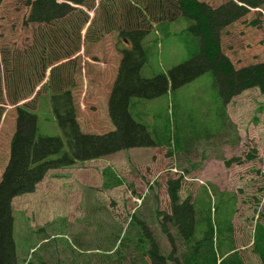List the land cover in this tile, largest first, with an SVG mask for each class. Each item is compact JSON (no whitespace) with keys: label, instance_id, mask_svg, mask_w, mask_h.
Listing matches in <instances>:
<instances>
[{"label":"rangeland","instance_id":"374dc122","mask_svg":"<svg viewBox=\"0 0 264 264\" xmlns=\"http://www.w3.org/2000/svg\"><path fill=\"white\" fill-rule=\"evenodd\" d=\"M198 1L217 7L236 0ZM94 2L95 11L83 10L88 22L81 28L82 16L77 12L52 25H37L28 22L27 0H0V180L16 127L12 99L26 97L18 105L28 104L36 115L37 135L62 137L46 86L50 70L60 64L65 63L56 74L64 82H76L71 93L80 131L101 135L114 130L107 98L121 59L116 50L118 34L91 31L84 39L90 22L95 18L96 25L101 20V0ZM258 3V8L249 9L223 31L222 44L240 50L234 58H241L236 67L264 64V0ZM183 22L159 27L147 22L143 77L166 75L189 59ZM43 34L49 37L46 57ZM69 52L71 57L62 60ZM55 57L60 60L53 63ZM48 64L52 68L44 70ZM8 68L19 83L16 94L8 85ZM213 81L206 73L154 100H133L140 102L130 109L133 118L145 125L159 146L131 148L49 170L32 193L15 197L11 216L16 264H151L140 225L151 233L158 255L167 257L172 251L167 233L174 230L167 220L171 181L179 182L181 201L202 198L205 193L200 190L208 187L224 193L228 205L234 202L227 215L233 247L243 264H261L252 250V238L258 225L264 228V96L258 88L236 95L225 107V125L218 127L215 122L211 127L220 104ZM104 169L119 178V187H102ZM177 248L179 256L183 252L179 241ZM165 263L174 264L168 259Z\"/></svg>","mask_w":264,"mask_h":264},{"label":"trees","instance_id":"16d2710c","mask_svg":"<svg viewBox=\"0 0 264 264\" xmlns=\"http://www.w3.org/2000/svg\"><path fill=\"white\" fill-rule=\"evenodd\" d=\"M27 1L30 8L28 22L37 25H52L77 12L82 16L83 28L88 22V16L83 10L95 11V0ZM258 5V0L227 1L217 7L198 0H101L98 6L101 20L99 24L96 21V25L95 18L90 22L84 39L91 36V31L92 34H108L112 31L118 34L116 50L121 59L107 98L108 116L114 130L101 135L83 134L80 131L71 93L76 83L72 79L71 84L64 82L56 74L65 63L54 68L53 64H48L43 68H52L46 86L50 90V105L61 131V138L37 135L36 115L31 112L28 104L18 105L26 97L11 100L10 104L16 106L17 116L15 132L10 141L9 161L0 180V264H16L11 201L22 194L32 193L47 171L69 167L76 162L94 161L131 148L159 146L151 138L145 125L133 118L130 109L132 105L135 107L140 103L133 100H154L203 74L211 73L220 104L210 123L211 127L215 122L220 127L226 123L225 107L233 97L252 88H258L264 96V64L236 67V62L241 58H234L240 50L222 44L223 31L244 18L249 9L258 8ZM177 20L185 22L183 42L189 59L172 67L166 75H156L149 79L143 77L141 72L147 55L143 41L147 22L159 27ZM41 37L46 57L49 37H45V34ZM73 52L67 53L62 60L70 58ZM59 60L55 57L53 63ZM8 71L11 75L12 70L8 68ZM8 80L10 90L16 94L19 86L17 77L11 75ZM136 115L142 117L138 113ZM184 151L183 148L182 153ZM228 164L229 161L226 162ZM101 173L106 177L102 187H119L118 177L106 169ZM179 187L178 181H171L167 185L171 206V215L167 220L174 228L167 233L172 247L167 257L158 255L151 233L140 225L141 233L149 246L148 257L151 264H166V259L174 264H243L233 247L230 236L232 227L227 219V215L234 210L235 203L228 205L224 200V193L208 187L200 190L205 193L202 198L192 201L188 197L181 201ZM138 200L139 198L134 200L136 205H139ZM210 202L214 206L211 207ZM164 223L162 221V225ZM163 231L166 232L165 226ZM178 241L183 246V252L179 256L176 255ZM252 250L260 263L264 264V228L260 225L254 230Z\"/></svg>","mask_w":264,"mask_h":264},{"label":"crops","instance_id":"0c3cea01","mask_svg":"<svg viewBox=\"0 0 264 264\" xmlns=\"http://www.w3.org/2000/svg\"><path fill=\"white\" fill-rule=\"evenodd\" d=\"M48 77V76H47ZM116 78V77H115ZM115 81V80H114ZM76 83V82H75ZM113 85V84H112ZM95 161V160H94Z\"/></svg>","mask_w":264,"mask_h":264}]
</instances>
